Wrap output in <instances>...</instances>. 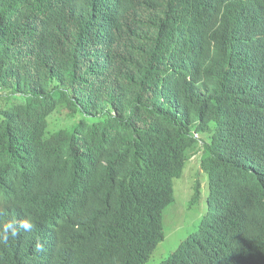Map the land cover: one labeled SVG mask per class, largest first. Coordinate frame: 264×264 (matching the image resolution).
<instances>
[{"label": "trees", "instance_id": "1", "mask_svg": "<svg viewBox=\"0 0 264 264\" xmlns=\"http://www.w3.org/2000/svg\"><path fill=\"white\" fill-rule=\"evenodd\" d=\"M186 165L159 264H264V0H0V264H146Z\"/></svg>", "mask_w": 264, "mask_h": 264}, {"label": "rangeland", "instance_id": "2", "mask_svg": "<svg viewBox=\"0 0 264 264\" xmlns=\"http://www.w3.org/2000/svg\"><path fill=\"white\" fill-rule=\"evenodd\" d=\"M193 160L196 156L192 157ZM184 169L183 176L174 180V198L164 213L163 225L165 239L158 245L146 264H159L174 251L178 245L195 231L198 232L199 223L207 213V174L195 175L192 170ZM196 177H193V176ZM199 182V198L194 196V185ZM196 193V186H195Z\"/></svg>", "mask_w": 264, "mask_h": 264}, {"label": "clouds", "instance_id": "3", "mask_svg": "<svg viewBox=\"0 0 264 264\" xmlns=\"http://www.w3.org/2000/svg\"><path fill=\"white\" fill-rule=\"evenodd\" d=\"M35 227L36 224L30 216L0 220V245L7 246L10 240L16 239L22 232H33ZM42 247V244L37 243V250H41Z\"/></svg>", "mask_w": 264, "mask_h": 264}]
</instances>
